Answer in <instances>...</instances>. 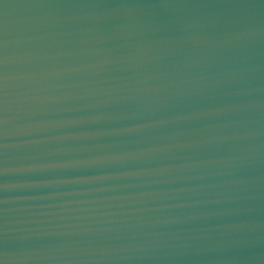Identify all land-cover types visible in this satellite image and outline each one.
<instances>
[{"label":"water","instance_id":"95a60500","mask_svg":"<svg viewBox=\"0 0 264 264\" xmlns=\"http://www.w3.org/2000/svg\"><path fill=\"white\" fill-rule=\"evenodd\" d=\"M0 264H264V0H0Z\"/></svg>","mask_w":264,"mask_h":264}]
</instances>
